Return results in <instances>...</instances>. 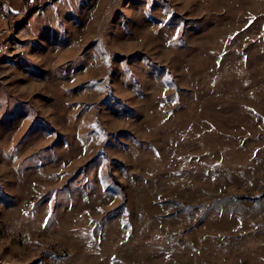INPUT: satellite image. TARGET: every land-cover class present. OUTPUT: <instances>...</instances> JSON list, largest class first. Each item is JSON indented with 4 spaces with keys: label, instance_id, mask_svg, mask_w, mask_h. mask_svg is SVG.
I'll list each match as a JSON object with an SVG mask.
<instances>
[{
    "label": "rangeland",
    "instance_id": "1",
    "mask_svg": "<svg viewBox=\"0 0 264 264\" xmlns=\"http://www.w3.org/2000/svg\"><path fill=\"white\" fill-rule=\"evenodd\" d=\"M0 6V264H264V0Z\"/></svg>",
    "mask_w": 264,
    "mask_h": 264
},
{
    "label": "built area",
    "instance_id": "2",
    "mask_svg": "<svg viewBox=\"0 0 264 264\" xmlns=\"http://www.w3.org/2000/svg\"><path fill=\"white\" fill-rule=\"evenodd\" d=\"M13 21L8 19L2 28H0V53H6L10 49V42L7 39L9 33V25H11Z\"/></svg>",
    "mask_w": 264,
    "mask_h": 264
},
{
    "label": "trees",
    "instance_id": "3",
    "mask_svg": "<svg viewBox=\"0 0 264 264\" xmlns=\"http://www.w3.org/2000/svg\"><path fill=\"white\" fill-rule=\"evenodd\" d=\"M23 4L26 6L30 0H22ZM21 13V11H20ZM23 13V12H22ZM0 14L4 16V18L7 19H13L14 16H16L18 13L15 12L14 10H12L10 7H8V9H4L2 6H0ZM17 22L14 21V25H16Z\"/></svg>",
    "mask_w": 264,
    "mask_h": 264
},
{
    "label": "bare ground",
    "instance_id": "4",
    "mask_svg": "<svg viewBox=\"0 0 264 264\" xmlns=\"http://www.w3.org/2000/svg\"><path fill=\"white\" fill-rule=\"evenodd\" d=\"M14 29V24L12 23L11 25H9V33H11Z\"/></svg>",
    "mask_w": 264,
    "mask_h": 264
},
{
    "label": "water",
    "instance_id": "5",
    "mask_svg": "<svg viewBox=\"0 0 264 264\" xmlns=\"http://www.w3.org/2000/svg\"><path fill=\"white\" fill-rule=\"evenodd\" d=\"M23 19V18H22Z\"/></svg>",
    "mask_w": 264,
    "mask_h": 264
}]
</instances>
